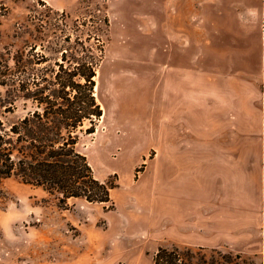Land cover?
Instances as JSON below:
<instances>
[{
  "label": "rangeland",
  "instance_id": "obj_1",
  "mask_svg": "<svg viewBox=\"0 0 264 264\" xmlns=\"http://www.w3.org/2000/svg\"><path fill=\"white\" fill-rule=\"evenodd\" d=\"M0 1L5 5L0 9L4 13L0 14V53L33 46L46 58L34 65L50 69L57 68L55 61L62 60V51L67 52L66 66L79 65L90 51L97 53L103 42L95 76L103 115L84 122L83 129L93 124L94 131L81 133L79 148L97 178L115 183L110 190L112 206L107 207L81 197L63 204L18 177L3 179L0 264H153L160 246H202L205 252L216 247L239 253L244 264H264V223H258V207L264 199L257 108L251 104L248 119L234 120L235 128H249L251 136L248 151L229 153L233 161L227 165L225 184L216 174V159H211L219 153L166 151L161 122L149 142L144 129L129 125L132 112L143 116L149 112L151 94L154 101L160 100L153 50L166 47L171 37H176L171 40L173 46L185 49L180 62L187 68L196 63L201 70L215 73L214 83L205 77L200 81L205 91H215L219 102L232 96L234 111L241 110V86L235 85L236 78L227 77L239 69L251 80L246 92L251 99L257 97L258 79L251 63L258 57L252 35L260 32L261 0H202L200 9L185 5L180 12L192 32L179 38L151 35L155 25L150 22L139 26L149 29V35H131L132 25L120 21L133 13L129 0H56L58 7L48 0ZM193 16L202 18L196 32L188 22ZM141 94L146 95L143 103ZM25 111L20 106L13 113L0 109V117L11 120ZM188 124L187 136L179 142H199L197 121ZM217 124L219 130L226 125L224 121ZM233 143L246 140L234 135Z\"/></svg>",
  "mask_w": 264,
  "mask_h": 264
},
{
  "label": "trees",
  "instance_id": "obj_2",
  "mask_svg": "<svg viewBox=\"0 0 264 264\" xmlns=\"http://www.w3.org/2000/svg\"><path fill=\"white\" fill-rule=\"evenodd\" d=\"M5 8L0 1V9ZM1 15L4 13H0ZM97 41H100L97 38ZM79 65H65L62 51L57 68L36 67L45 61L34 47L15 53H0V109L13 113L19 106L25 113L8 120L0 117V182L10 176L41 187L60 203L69 198L111 207L110 190L115 183L101 180L93 172L79 148L82 132H93V124L103 110L95 94L96 72L103 58V42L98 52L90 51ZM83 79V81H81ZM153 264H244L239 253L212 247L160 246Z\"/></svg>",
  "mask_w": 264,
  "mask_h": 264
},
{
  "label": "crops",
  "instance_id": "obj_3",
  "mask_svg": "<svg viewBox=\"0 0 264 264\" xmlns=\"http://www.w3.org/2000/svg\"><path fill=\"white\" fill-rule=\"evenodd\" d=\"M130 6L133 7V13L129 16H124L120 19L123 23H129L132 25L131 35H149L143 29H139V26L146 23H153L155 25L154 33L151 35H191L186 29V17L180 12V9L185 5H189L191 8L200 9L202 7V0H129ZM51 6L58 7L56 0L47 1ZM251 7L250 4H248ZM261 11V25L258 35H252L255 41V55L258 58H254L251 64H254V68L251 69L252 73L256 74L258 79L259 94L254 99L250 98L246 87L248 88L251 83L250 79L244 77V70L239 69L227 74L230 79L236 78L235 85L239 88L241 86V103L238 105L241 110L234 111L233 97H226L220 100L215 95V91L210 89L208 92L203 88L200 78L205 77L209 84L214 83L215 73L212 71L201 70V67L194 63V65L187 68V66L180 62V56L185 53V49L177 48L173 46L171 37L168 39L167 46L161 49H154L153 68L159 74L157 80L160 90V100H153V95L149 96V112L146 115L139 114V112H132L133 118L129 125L135 126L136 129L142 128L145 130L144 135H156V129L159 128L158 121L161 122L160 127L163 136V150L166 151H182V150H194L195 152H209L219 153L212 160L216 159L218 164L217 176L220 182L225 184L226 168L229 162L233 161V153L235 151H248L249 150V138L251 132L249 128L234 127V120L248 119L250 117L251 104L257 108L260 114V128L256 132L259 140V165H260V180H261V195L264 199V88L261 87V83L264 85V0H261L259 8ZM150 9V10H149ZM188 19L189 23L194 26L193 32H196L197 23L200 24L202 18ZM158 26V27H157ZM199 27V29H198ZM197 27V33L200 35L201 26ZM160 29V30H159ZM157 31L159 32L157 34ZM194 33L195 35H198ZM193 34V35H194ZM240 39V38H239ZM237 46V45H236ZM240 47V46H239ZM242 47V46H241ZM149 66V70L150 65ZM243 71V72H240ZM187 73H193V76H187ZM192 78V80L187 79ZM241 84V85H240ZM246 86V87H245ZM141 102L146 101V95L141 94ZM151 97V98H150ZM140 102V101H139ZM142 103H138L142 105ZM154 106L153 111L151 106ZM103 115V113H102ZM189 121H197L200 132L196 133L199 142L192 144H183L179 141L181 137H186V132L189 127ZM224 121L226 123L223 129H218V122ZM196 125V124H195ZM186 130V131H185ZM142 132V131H141ZM240 136L246 143L234 144L233 136ZM201 137H205L204 139ZM178 138V142H176ZM167 141V142H166ZM243 162V161H242ZM249 160H247L248 171ZM243 176V168H242ZM258 223H264V205L258 207ZM226 233V230L223 231ZM216 246V244H211Z\"/></svg>",
  "mask_w": 264,
  "mask_h": 264
},
{
  "label": "bare ground",
  "instance_id": "obj_4",
  "mask_svg": "<svg viewBox=\"0 0 264 264\" xmlns=\"http://www.w3.org/2000/svg\"><path fill=\"white\" fill-rule=\"evenodd\" d=\"M95 88H96V85H95Z\"/></svg>",
  "mask_w": 264,
  "mask_h": 264
}]
</instances>
